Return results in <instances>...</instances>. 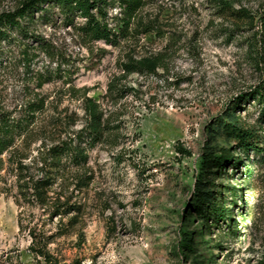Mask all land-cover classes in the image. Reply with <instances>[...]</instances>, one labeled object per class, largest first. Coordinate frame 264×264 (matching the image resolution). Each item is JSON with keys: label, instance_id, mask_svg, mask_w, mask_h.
<instances>
[{"label": "rangeland", "instance_id": "374dc122", "mask_svg": "<svg viewBox=\"0 0 264 264\" xmlns=\"http://www.w3.org/2000/svg\"><path fill=\"white\" fill-rule=\"evenodd\" d=\"M21 1L0 0V14L14 11ZM223 1L147 0L139 18L153 31L134 30L119 46L89 41L66 25L57 9L47 19L38 13L27 25L42 41L15 33L3 42L0 120L25 121L28 131L0 156V264H43L31 249L33 233L65 263L264 260L263 153H250L251 183L243 165H228L221 178L203 175V186L213 188L214 178L226 202L232 199L226 186L241 194L229 204L237 234L227 223L210 230L194 211L202 158L237 143L223 130L229 114L235 113L243 127L258 129L264 146L261 106L253 98L240 101L264 84V0ZM159 55L165 68L155 74L124 71L130 57ZM86 97L101 105L111 130L90 149L89 163L59 178L51 192L63 193L81 212L52 217L20 194L17 162L42 177V153L71 140L87 123ZM34 106L42 108L31 115ZM235 156L250 164L243 152ZM78 175L92 177L81 190ZM184 231L191 233L190 242Z\"/></svg>", "mask_w": 264, "mask_h": 264}, {"label": "trees", "instance_id": "16d2710c", "mask_svg": "<svg viewBox=\"0 0 264 264\" xmlns=\"http://www.w3.org/2000/svg\"><path fill=\"white\" fill-rule=\"evenodd\" d=\"M146 3L147 0H22L14 11L0 14V46L4 41H9L15 33L22 35L24 38L42 41L37 35L29 31L27 25H31L32 22L38 19V13L42 14L40 17L47 19L51 17V12L56 9L66 25L75 27L89 41L105 42L109 45L119 46L134 34V30L137 33L140 31L142 33L153 31V27L144 26L143 21L139 18V13ZM224 7H226V4H224ZM116 9L119 10L118 13L111 16V10ZM243 13L249 16L247 10H244ZM78 19L82 20L77 21ZM261 56L264 59V52L261 53ZM122 65L127 74L138 72L155 74L160 68H165L162 55L141 59L130 57ZM252 98L257 105L261 106L260 120L264 119V84L258 89L242 95L240 101ZM41 108L42 106H34L31 109V115H35ZM84 108L88 120L76 135L71 140H62L49 146L42 153V170L45 171L42 177L36 178L30 173L28 165L21 160L17 162L20 194L25 200H35L45 210L49 211L52 217L61 216L63 218L72 211L81 212V206L71 204V199L64 197L63 193L55 192V195L52 196L51 192L59 178H65L71 169L81 168L89 163L90 149L98 142L104 141L106 133L111 130L104 111L97 101L86 97ZM233 111L236 112V108ZM229 116L231 122L225 123L223 130L233 137L237 143L232 147L223 148L220 154L210 152L202 158L200 163L201 174L197 178L194 189L197 193L194 211L197 216L205 219L206 226L210 230L213 226L218 227L221 223H227L229 231L237 234L239 232L238 225L233 218V210L229 204L235 205L241 194L238 193L237 188L226 186L224 192L232 195L231 201L226 202V194H223L222 190L215 189L217 184L214 182V178H210L209 182L213 188L203 186V175L210 177L211 174H215L218 178H221L228 165H234L236 168L243 165L250 177L249 183H251L255 161L251 159L250 153L252 151L263 153V158L260 161L263 165L264 146L259 144L258 129L243 127L240 123L241 119H238L235 113L229 114ZM26 124L25 121L12 123L7 118L0 120V156L15 145L18 136L27 133ZM181 151L191 155V152L186 149L181 148ZM240 151L246 155V159L250 161V164L244 162L241 156H235ZM76 179L77 187L81 190L90 184L92 177L78 175ZM183 233L186 241L190 242L192 239L191 233L187 231ZM32 235L34 240L31 249L37 258L42 259L38 262L43 264H80L79 260L72 263L62 262L50 252L47 242H41L42 240L39 242L38 235L35 233ZM260 264H264V260Z\"/></svg>", "mask_w": 264, "mask_h": 264}]
</instances>
